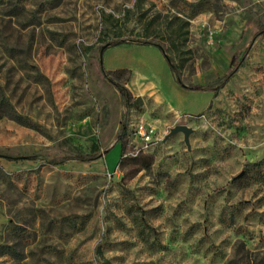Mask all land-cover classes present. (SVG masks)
I'll return each mask as SVG.
<instances>
[{
    "label": "rangeland",
    "instance_id": "1",
    "mask_svg": "<svg viewBox=\"0 0 264 264\" xmlns=\"http://www.w3.org/2000/svg\"><path fill=\"white\" fill-rule=\"evenodd\" d=\"M0 90V264H264V0H0Z\"/></svg>",
    "mask_w": 264,
    "mask_h": 264
},
{
    "label": "trees",
    "instance_id": "2",
    "mask_svg": "<svg viewBox=\"0 0 264 264\" xmlns=\"http://www.w3.org/2000/svg\"><path fill=\"white\" fill-rule=\"evenodd\" d=\"M112 18H114V17L112 16ZM124 43H125L124 41L118 39L115 42H112L110 44V46L111 47H115V46H119V45L124 44ZM144 45H151V46H155V47H158L159 48V46L157 44L153 43V42H145ZM236 68H237V65L235 67L233 66V68L231 69L230 72L224 74L221 77V80H220L221 81V85L220 86L225 85L229 81V79L234 74ZM172 72H173V75H174L176 81L179 84H181L180 79L177 77V75L175 74V72H174L173 69H172ZM125 73H128L129 74V78L126 80V82H128L130 80L131 70H128L127 68H122V69L115 70V71H109V74H115V75H122V74H125ZM107 74H108V72H107ZM114 85L119 90V92H120L122 98L125 100V103H126L127 106L132 105L134 103V101L135 102H138V103H141L143 101V98H141V97L135 98L133 96V94L130 92V90L126 87L125 84L123 85V84H120L118 82H114ZM198 90L199 91H210V92H213V93H217V89H212V88H207V89L198 88ZM0 93H3V91L0 90ZM0 105L1 106L6 105V107L8 109L6 111H8L9 115H14V117L18 121H20L21 123H24L25 125H32L31 124V121L28 118H25L23 116L17 115L13 111V107H12L11 103L9 102V100L7 98L3 97L2 101L0 102ZM126 131H127V124L123 121L122 122V128H121L120 134L118 136V140H117V142L120 143L121 146H122V156H124V150H125L124 149V144L122 142V137L124 136V134H125ZM107 153H108V150H107ZM98 157L99 156L93 154L92 156L89 157V159L90 160H95ZM75 158L76 159H81V160L88 159V158H83L82 156H75ZM66 160L67 159H65V158H63L62 160H58V161L52 160L50 163H52V164H60V163H63L64 161H66ZM123 162H124V160L121 159V163H123ZM260 164L261 163L253 164V166H259ZM146 167L148 168V166H146ZM0 249L2 251L1 252L2 255L9 253L8 252L9 250L7 248L3 247V246H1Z\"/></svg>",
    "mask_w": 264,
    "mask_h": 264
},
{
    "label": "built area",
    "instance_id": "3",
    "mask_svg": "<svg viewBox=\"0 0 264 264\" xmlns=\"http://www.w3.org/2000/svg\"><path fill=\"white\" fill-rule=\"evenodd\" d=\"M137 138L140 140L143 151H146L152 144L156 142V130L153 126L141 122L136 128Z\"/></svg>",
    "mask_w": 264,
    "mask_h": 264
},
{
    "label": "water",
    "instance_id": "4",
    "mask_svg": "<svg viewBox=\"0 0 264 264\" xmlns=\"http://www.w3.org/2000/svg\"><path fill=\"white\" fill-rule=\"evenodd\" d=\"M167 58V57H166ZM167 60H169L167 58ZM182 132L185 136V142L188 147H190V135L192 133V129L189 128L187 125H177L174 128L171 129L170 133L166 137L167 139L173 135H176L178 133Z\"/></svg>",
    "mask_w": 264,
    "mask_h": 264
},
{
    "label": "crops",
    "instance_id": "5",
    "mask_svg": "<svg viewBox=\"0 0 264 264\" xmlns=\"http://www.w3.org/2000/svg\"><path fill=\"white\" fill-rule=\"evenodd\" d=\"M158 56H157V59L159 60V62L161 61L162 63L164 62L165 63V58H163L162 56H161V54H157ZM163 63V64H164ZM149 64H150V62H146V63H144L143 65L144 66H146V67H148L149 66ZM165 65V64H164ZM168 70H169V65L168 66H165ZM120 68H125L124 66L123 67H120ZM131 68V67H130ZM132 68H134L133 66H132ZM131 68V69H132ZM134 73V72H133ZM173 79V78H172ZM154 85H157L156 83H152V87H154ZM151 89V88H150ZM171 90H172V94L173 95H180L181 94V92H180V89H179V87H178V85H177V83L174 81V82H171ZM144 93H146L145 91H144ZM210 99V98H209Z\"/></svg>",
    "mask_w": 264,
    "mask_h": 264
}]
</instances>
